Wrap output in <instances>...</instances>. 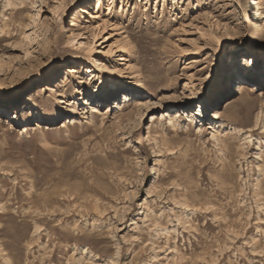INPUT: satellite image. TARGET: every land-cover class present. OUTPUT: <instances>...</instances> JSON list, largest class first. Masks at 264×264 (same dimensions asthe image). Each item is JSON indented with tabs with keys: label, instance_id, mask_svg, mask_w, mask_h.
<instances>
[{
	"label": "rangeland",
	"instance_id": "rangeland-1",
	"mask_svg": "<svg viewBox=\"0 0 264 264\" xmlns=\"http://www.w3.org/2000/svg\"><path fill=\"white\" fill-rule=\"evenodd\" d=\"M114 1L0 0V264H264V0Z\"/></svg>",
	"mask_w": 264,
	"mask_h": 264
},
{
	"label": "bare ground",
	"instance_id": "bare-ground-1",
	"mask_svg": "<svg viewBox=\"0 0 264 264\" xmlns=\"http://www.w3.org/2000/svg\"><path fill=\"white\" fill-rule=\"evenodd\" d=\"M102 1L103 0H99V2L100 3H102ZM109 3H110V5H108L107 6V8H108V15H112L113 14V12H114V9H115V7H114V3H115V1L114 0H109ZM244 3H245V5H246V9H248L250 6H251V0H244ZM101 8V7H100ZM100 13V11H98L96 14H99ZM90 16H91V18H96L97 16H95V15H93L92 13H90ZM38 13H37V15L34 17V21L35 22H38ZM25 39H30L29 38V36L28 35H26L25 36ZM245 59L247 60L246 62H248V65L252 68L251 69V71H252V73L255 71V69H256V66L258 65V61L256 60V57L254 56V57H251V58H246L245 57ZM245 67V66H244ZM245 68H248V67H245ZM88 70H90V73H91V75H93L94 73H96L95 71H93L92 69H88ZM69 71L71 72V73H78V69H75V68H71V69H69ZM68 78H66V77H63V79L60 81L61 83L64 81H66ZM226 79H227V77H226ZM228 80V79H227ZM115 83H113L112 82V80H109V81H107V80H105V79H100L99 80V91L98 92H100L101 90H106L107 88H108V90L109 89H114L115 88ZM105 87V88H104ZM104 88V89H103ZM253 87H251V86H249V84H247V83H242V84H240L239 85V91H238V94L239 95H241L242 96V98H241V100H242V102L244 103V105H246V102L249 100V98H247L248 96H250V95H254V93H252L253 92ZM247 96V97H246ZM235 106L236 105H232V104H230L229 105V107L227 108V110H233V109H235ZM92 110H93V114H94V112H96L97 113V111L99 110V108L98 107H96V106H94V107H92ZM1 113V112H0ZM3 113V112H2ZM6 113H8V115H9V112L8 111H6V112H4L3 114L4 115H1L0 114V124H1V122H3V121H5V124L7 125V124H10V125H12V122L9 120V117H7V115H5ZM200 114H202V116L204 117V115H206V113H205V108L203 107V108H201V111H200ZM11 118V117H10ZM192 119L195 121V120H197V115H193V117H192ZM177 121H178V118H177ZM5 124H4V126H5ZM3 125V124H2ZM200 129V128H199Z\"/></svg>",
	"mask_w": 264,
	"mask_h": 264
}]
</instances>
